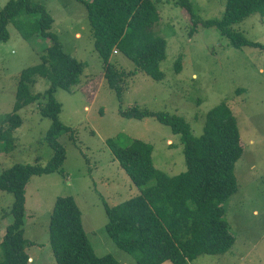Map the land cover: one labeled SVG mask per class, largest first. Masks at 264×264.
Returning a JSON list of instances; mask_svg holds the SVG:
<instances>
[{
  "label": "rangeland",
  "instance_id": "obj_1",
  "mask_svg": "<svg viewBox=\"0 0 264 264\" xmlns=\"http://www.w3.org/2000/svg\"><path fill=\"white\" fill-rule=\"evenodd\" d=\"M35 1L45 5L54 18L53 31L65 51L86 66L74 91L58 89L55 93L62 105L59 119L73 130L59 137L67 151L64 174L34 176L26 186L25 237L36 244L28 248L33 263L57 264L49 242L51 213L58 197L73 196L96 254L137 264L105 228V204L115 206L141 193L114 160L106 140L124 133L151 144L154 165L170 176L185 172L187 165L180 136L169 126L154 117L124 118L119 109L138 106L174 113L184 117L193 133L200 136L207 113L226 102L237 118L244 147L235 167L239 189L224 204L236 243L229 254L201 255L188 264H264V51L252 46L236 48L213 27L199 25L194 30L189 12L177 4L178 0H153L161 18L156 29L168 43L161 63L165 77L157 81L144 72L126 76L120 100L105 78L85 6L77 0ZM191 2L202 20H210L223 16L227 0ZM6 3L0 0V10ZM232 28L264 45V16L260 13ZM8 29L10 40L0 44V130L8 127L3 121L13 112L21 71L41 63L52 45L51 39L41 35L24 39L14 24ZM180 56L183 60L178 71ZM112 61L128 74L135 69L134 63L116 50ZM49 86L48 79L38 78L33 91L44 93ZM45 102L23 108L22 125L0 136V174L16 164H34L38 159L47 164L51 160L53 150L47 133L52 120L39 111ZM9 137L14 139L12 148L4 141ZM13 203V193L0 190V242L13 223Z\"/></svg>",
  "mask_w": 264,
  "mask_h": 264
},
{
  "label": "trees",
  "instance_id": "obj_2",
  "mask_svg": "<svg viewBox=\"0 0 264 264\" xmlns=\"http://www.w3.org/2000/svg\"><path fill=\"white\" fill-rule=\"evenodd\" d=\"M85 6L95 50L104 63L108 85L121 100L126 76L144 72L161 81V63L167 56V40L156 26L160 14L153 0H77ZM197 26L216 28L236 48L264 45L248 40L232 26L254 13L264 16V0H227L221 18L202 20L191 0H178ZM10 24L24 39L41 35L52 41L41 63L21 71L13 112L6 116L3 138L18 129L26 106H40L42 116L52 120L47 141L53 156L47 164H16L0 174V190L13 193V223L7 226L0 242V264H31L28 248L34 242L25 237L26 186L34 176L64 174L67 151L59 137L72 130L59 115L62 105L56 100L58 89L68 92L80 84L86 64L65 51L53 31L54 18L45 5L35 0H7L0 10V44L10 40ZM114 50L131 60L129 74L112 61ZM179 57L177 70L182 67ZM38 78L48 79L49 88L35 93ZM122 117L142 120L154 117L180 136L187 170L170 176L154 165V147L124 133L108 138L114 160L141 189L135 197L115 205L105 204L106 231L115 244L132 255L137 264H188L201 255H224L236 243L226 217L225 202L239 189L236 163L244 154L237 118L222 102L206 115L203 133H193L187 120L174 113L154 112L138 106L119 109ZM13 145L14 139L4 140ZM10 148V149H11ZM50 246L57 264H124L113 255L98 256L84 228L82 211L73 196L58 197L49 224Z\"/></svg>",
  "mask_w": 264,
  "mask_h": 264
},
{
  "label": "crops",
  "instance_id": "obj_3",
  "mask_svg": "<svg viewBox=\"0 0 264 264\" xmlns=\"http://www.w3.org/2000/svg\"><path fill=\"white\" fill-rule=\"evenodd\" d=\"M38 244V243H37ZM34 245H36L35 243H34ZM230 253V252H229ZM229 253H226V254H229ZM34 262V260H33V258L31 257V264ZM124 264H127V262L126 261H124L123 262ZM34 264V263H33Z\"/></svg>",
  "mask_w": 264,
  "mask_h": 264
}]
</instances>
